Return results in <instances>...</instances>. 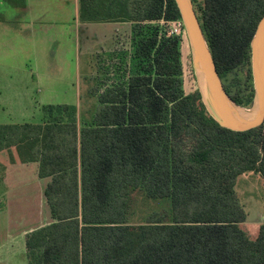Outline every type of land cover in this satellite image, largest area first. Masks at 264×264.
Returning a JSON list of instances; mask_svg holds the SVG:
<instances>
[{"label": "trees", "instance_id": "1", "mask_svg": "<svg viewBox=\"0 0 264 264\" xmlns=\"http://www.w3.org/2000/svg\"><path fill=\"white\" fill-rule=\"evenodd\" d=\"M192 1L225 90L251 107L264 0ZM78 18L130 23V48L105 53L116 56L114 83L99 59L90 122L79 126L76 106L48 104L41 122L0 124V157L36 163L46 180L48 221L27 235V263L264 264V223L248 235L236 191L247 172L264 179V123L234 131L210 116L185 29L163 33L162 21L181 20L175 0H79ZM136 191L170 199V212L129 225Z\"/></svg>", "mask_w": 264, "mask_h": 264}, {"label": "rangeland", "instance_id": "2", "mask_svg": "<svg viewBox=\"0 0 264 264\" xmlns=\"http://www.w3.org/2000/svg\"><path fill=\"white\" fill-rule=\"evenodd\" d=\"M78 7L79 0H0V124L41 122L48 104L76 106L79 126L92 120L98 106L90 92L97 83L98 38L116 30L80 22ZM128 32L127 27L121 33ZM123 40L118 48H130L129 37ZM102 58L112 65L105 80L114 83L116 56L103 54ZM20 162L18 156L8 163L14 167L0 168L2 189L11 187L0 202V261L9 264H27L20 231L38 221L41 212L42 223L48 219L39 179L34 176L36 165ZM236 191L247 213L242 228L255 239L264 223V179L247 172L237 179ZM170 208V199H150L136 191L128 224H144L151 213L166 215Z\"/></svg>", "mask_w": 264, "mask_h": 264}, {"label": "water", "instance_id": "3", "mask_svg": "<svg viewBox=\"0 0 264 264\" xmlns=\"http://www.w3.org/2000/svg\"><path fill=\"white\" fill-rule=\"evenodd\" d=\"M192 55V66L202 101L221 126L247 131L264 123V16L251 40L254 101L251 107L237 105L229 96L216 68L192 0H175Z\"/></svg>", "mask_w": 264, "mask_h": 264}, {"label": "crops", "instance_id": "4", "mask_svg": "<svg viewBox=\"0 0 264 264\" xmlns=\"http://www.w3.org/2000/svg\"><path fill=\"white\" fill-rule=\"evenodd\" d=\"M79 8V7H78ZM91 24H95V25H102L103 27L102 28H99V30H103V31H109L111 29V26H113L116 30L115 34L114 33H103L100 35V38H98V41H100L99 45L97 46V65H96V75L98 76L100 74V63H99V59H101V57L103 56V54L113 50L114 48L118 47L117 44H119V42H122V40L124 39L125 40V37H129L130 36V23H126V22H121V23H111V22H108V23H91ZM129 28V32H128V35L127 33H121L123 30H126V28ZM123 40V41H124ZM123 48H126V46H122ZM24 123V122H23ZM12 153H15L14 151H12ZM11 157V156H10ZM18 157L17 154H15V157L16 158ZM11 160V158H8L7 160L3 159V156L0 157V163L3 165L5 164L4 166H13L12 164H8ZM21 162L19 163V165H25V166H29V165H36V171L34 172V176H35V179H39V194L40 196L43 198L44 195H43V191H44V188H45V185H46V180H43V179H40L38 177V174H37V164L36 163H29V162H25V161H22L20 160ZM27 166V167H28ZM14 167V166H13ZM6 181H8L6 179ZM0 185H1V178H0ZM11 192V187L9 186L8 189H2V186L0 188V202L2 200H4V194L5 192ZM2 212H0L1 214ZM46 216L48 218V212H46ZM43 219V215H42V212L40 213V216H39V219L38 221H36L35 223H31L30 225H28V227H25L24 229H22V231H20V233L22 234V236L24 237V243H26V238H27V235L33 231L35 228L39 227V226H42L44 225L46 222L42 223V220ZM25 245V253H26V244ZM13 255H15L14 251L12 252ZM5 258V256H4ZM1 259V257H0ZM27 259V257H26ZM8 260V256H7V259ZM9 264V261H5V259L1 260L0 261V264ZM28 264V263H27Z\"/></svg>", "mask_w": 264, "mask_h": 264}, {"label": "built area", "instance_id": "5", "mask_svg": "<svg viewBox=\"0 0 264 264\" xmlns=\"http://www.w3.org/2000/svg\"><path fill=\"white\" fill-rule=\"evenodd\" d=\"M161 24L164 27L163 33L166 36H180L183 32L184 23L182 20L162 21Z\"/></svg>", "mask_w": 264, "mask_h": 264}]
</instances>
